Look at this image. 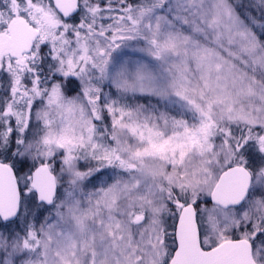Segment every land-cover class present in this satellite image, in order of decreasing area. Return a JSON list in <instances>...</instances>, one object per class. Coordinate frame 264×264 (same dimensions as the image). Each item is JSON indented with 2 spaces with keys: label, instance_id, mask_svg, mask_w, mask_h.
<instances>
[{
  "label": "snow or ice",
  "instance_id": "6c2138e0",
  "mask_svg": "<svg viewBox=\"0 0 264 264\" xmlns=\"http://www.w3.org/2000/svg\"><path fill=\"white\" fill-rule=\"evenodd\" d=\"M0 264H264V0H0Z\"/></svg>",
  "mask_w": 264,
  "mask_h": 264
}]
</instances>
